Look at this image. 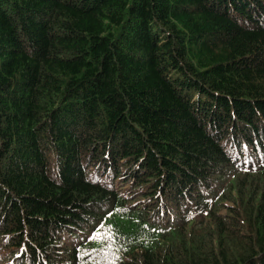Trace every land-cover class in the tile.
<instances>
[{
    "label": "trees",
    "instance_id": "obj_1",
    "mask_svg": "<svg viewBox=\"0 0 264 264\" xmlns=\"http://www.w3.org/2000/svg\"><path fill=\"white\" fill-rule=\"evenodd\" d=\"M0 264H264V0H0Z\"/></svg>",
    "mask_w": 264,
    "mask_h": 264
},
{
    "label": "snow or ice",
    "instance_id": "obj_2",
    "mask_svg": "<svg viewBox=\"0 0 264 264\" xmlns=\"http://www.w3.org/2000/svg\"><path fill=\"white\" fill-rule=\"evenodd\" d=\"M145 227H147V226L145 225ZM94 238H99V233H96V234H94L93 237H90V239H94ZM111 238H112V237H111L110 234H108V235L106 236V239H111Z\"/></svg>",
    "mask_w": 264,
    "mask_h": 264
}]
</instances>
